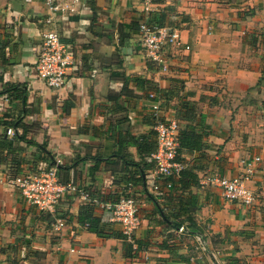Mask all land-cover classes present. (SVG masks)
I'll return each mask as SVG.
<instances>
[{"label":"crops","instance_id":"0c3cea01","mask_svg":"<svg viewBox=\"0 0 264 264\" xmlns=\"http://www.w3.org/2000/svg\"><path fill=\"white\" fill-rule=\"evenodd\" d=\"M71 7L51 15L38 0H0V93L13 89L11 97L0 95V137L12 141L4 132L16 123L42 145L0 151V264H264V0H161L147 14L138 0H79ZM143 21L168 24L182 48L189 46L167 50L165 72L140 46ZM49 29L72 57L59 90L35 72ZM147 93L167 95L161 114L179 129L206 134L199 153L180 154L199 181L191 189L194 233L186 223L173 231L163 222L160 210L169 215L177 199L166 197L176 189L160 179L162 192H153V162L128 145L152 131ZM255 158L254 203L223 199L210 180L241 175ZM52 167L60 182L89 198L68 194L50 215L7 182ZM128 193L140 225L123 240L111 235L121 227L100 205ZM83 211L99 218V234L78 222ZM57 219L65 222L59 230Z\"/></svg>","mask_w":264,"mask_h":264},{"label":"built area","instance_id":"2783aa9c","mask_svg":"<svg viewBox=\"0 0 264 264\" xmlns=\"http://www.w3.org/2000/svg\"><path fill=\"white\" fill-rule=\"evenodd\" d=\"M31 3L33 0H23ZM43 3L47 12L54 15L58 12L73 11L71 5L79 0H38ZM132 1V0H127ZM142 6L143 13H150L154 4L161 0H138ZM52 22L51 17L46 23ZM139 42L144 51L146 59L162 71H167L166 52L170 49L189 50V46L182 48L178 31L171 26L149 25L146 21L138 26ZM42 40L37 52L35 72L38 79L49 89L59 90L65 83L67 72L72 67V57L66 46L60 41L58 33L49 29L42 34ZM151 113L153 114L152 131L155 135L156 150L150 155L154 163L152 170L156 179L153 185V192L160 193L162 188L157 180H165L169 177H177L183 165L176 161L179 149L178 135L179 125L174 119H166L161 114L160 100L154 94H149ZM6 135L13 136V129H7ZM258 158L247 162L244 172L235 177H215L210 181L220 189L223 199L227 201L240 202L244 206H251L255 199V192L250 183L257 171ZM8 184L16 189L23 200L33 206L38 212L55 214L56 205L68 194L77 195L81 201H86L89 196L82 189H78L72 183H61L57 176L56 167L43 169L37 173L20 174L8 178ZM130 187V186H129ZM170 183H165L164 188L172 189ZM100 208L111 213L110 222L117 223L125 236L131 233L140 225L137 214L136 199L132 194L121 196L113 203H103ZM65 226L62 219L56 220L55 230ZM88 225H86L87 227ZM182 231V228L179 230Z\"/></svg>","mask_w":264,"mask_h":264},{"label":"trees","instance_id":"16d2710c","mask_svg":"<svg viewBox=\"0 0 264 264\" xmlns=\"http://www.w3.org/2000/svg\"><path fill=\"white\" fill-rule=\"evenodd\" d=\"M158 26H169V25L167 24V25H158ZM12 90L13 89H10V90L7 89V90L1 92L0 95L3 94V95H6L8 97H11L10 96L11 94L8 95L7 93L11 92ZM150 94H152V93H150ZM161 95L162 96L156 95L155 96L156 99L166 100L167 95L165 93H163ZM148 96H149V94L147 93V98H148ZM16 98H17V96H16ZM161 107L162 106L160 104V110H161ZM185 118H189V117L185 116ZM151 119H152V126H153L154 122H153V114L152 113H151ZM198 123L200 124L199 121H198ZM10 125H11V127H9V128H12V126L14 128V135L12 136L13 140L11 141L8 139H4L3 136L0 137V151L11 152L13 150H16V151L20 152L21 149L16 148V146H15L17 143H23L26 145H34V146H37L38 148H42V145L40 146L37 143L36 144L33 143L32 141L29 142L26 138L27 131L22 129V128L20 130L18 124L14 123V124H10ZM4 133L6 134V130ZM205 137H206V134L204 132H201L199 130H195L194 128L180 129L179 135H178L179 149L177 152L178 154L176 157V161L182 164V161L180 159V154L182 152H188V153H197L198 152L199 153L202 149H204L205 148V143H204ZM120 139L121 138H118V140H116L117 145H120ZM130 141L131 142L128 143V145H134L137 148V152L141 158L142 157L145 158L144 155H146L147 157L148 156L150 157V155L153 152H155V150H156L155 135H154L153 131L149 132L146 135H142L140 137H137V138L131 137ZM119 151H120V149H117V152H119ZM117 156H118V153H117ZM122 158H124V157H122ZM125 163L130 165V166L138 165V164H134V162H125ZM153 165H154V163L152 164V167H153ZM56 169H57V167H56ZM139 178H141V175L139 176ZM165 183H170L173 186V188L176 189L175 192H173V194L168 195L166 197V200L170 202V201H172V198H176L177 201L175 202V204H174V202H171V204L169 206L170 207L169 215L165 214L164 211L162 212V210H160V214L162 216L163 222L165 224H167L168 228L173 230V231L180 230L181 228H183L184 223H186L187 224V230L191 233H194L193 230L195 229V227H194L192 214L198 208V204H197V196L192 194L191 189L199 187V181H198L196 174L194 173V169L183 167L182 170L178 173L177 177H169L165 180L164 184ZM63 184H65V183H63ZM183 195H189V196H188V198H186ZM113 202H115V201H113ZM113 202H111V203H113ZM182 215L183 216L185 215L186 217L182 218ZM180 219H181V221H180ZM78 222L81 225H85V224L88 225L89 231L96 233V234H99L98 226H99L100 220H99V218L95 217L92 213H89L86 211L81 212L79 215ZM111 235L114 237L121 238L123 240L126 239V236L123 235L122 232L119 234V233H116L113 231Z\"/></svg>","mask_w":264,"mask_h":264},{"label":"bare ground","instance_id":"6f19581e","mask_svg":"<svg viewBox=\"0 0 264 264\" xmlns=\"http://www.w3.org/2000/svg\"><path fill=\"white\" fill-rule=\"evenodd\" d=\"M58 205V204H57Z\"/></svg>","mask_w":264,"mask_h":264}]
</instances>
